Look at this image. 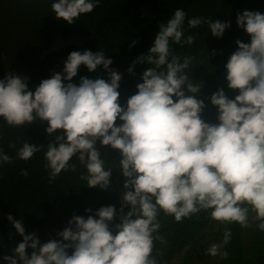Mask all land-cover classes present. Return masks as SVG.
Returning a JSON list of instances; mask_svg holds the SVG:
<instances>
[{
	"label": "clouds",
	"instance_id": "obj_1",
	"mask_svg": "<svg viewBox=\"0 0 264 264\" xmlns=\"http://www.w3.org/2000/svg\"><path fill=\"white\" fill-rule=\"evenodd\" d=\"M98 2L54 0L51 10L71 25ZM185 18V11L176 9L159 24L147 55L133 61V66L146 62L148 67L124 105L118 91L122 76L110 69L112 60L103 50L72 51L63 73L41 80L34 91L26 76L10 72L0 79V118L8 126L41 121L47 123L48 135L59 133L45 152L50 181L62 170L75 171L70 160L76 156L86 169L80 177L85 185L108 190L113 167L105 166L98 143L119 152L124 178L119 213L108 205L87 218L73 215L56 233L59 239L41 244L35 233L25 234L22 219L8 215L22 241L14 255L3 256L6 264H158L153 250L154 242L162 239L155 235L161 212L179 223L205 211L216 222L243 228L256 224L264 230V14L245 10L236 16L237 27L250 42L237 40L224 65L227 87L238 94L229 98L218 88L208 97L216 123L202 118L205 103L197 98L201 84L185 71L193 58H182L170 48V41L181 46L194 42L191 35L182 41ZM202 23L217 38L230 27L229 21L187 20L190 28ZM81 65L89 72L102 66L108 79L84 76L78 85L72 83ZM42 147L24 142L16 158L27 161ZM12 161L0 149V164ZM21 175L27 176V170ZM116 219L119 223L113 224ZM231 235L225 229L222 241L211 244L207 254L227 259L229 253L222 249Z\"/></svg>",
	"mask_w": 264,
	"mask_h": 264
},
{
	"label": "trees",
	"instance_id": "obj_2",
	"mask_svg": "<svg viewBox=\"0 0 264 264\" xmlns=\"http://www.w3.org/2000/svg\"><path fill=\"white\" fill-rule=\"evenodd\" d=\"M54 0H0V79L14 72L28 77V88L34 91L41 80L50 78L53 73H63L64 62L72 51L103 50L106 58L112 60L110 69L119 72L120 103L136 92L141 83L142 73L147 63L133 61L140 55H147L155 34L161 23H166L176 9L186 13L183 25L184 36L195 37L192 44H177L170 41L171 50L180 57L193 58L186 73L189 79L201 84L197 98L204 100L202 118L216 123L217 112L208 97L218 88H223L229 98L238 92L228 89L224 79V65L236 50V41L249 43L250 37L236 25V16L243 11H258L264 14V0H99L98 6L87 14H82L71 25L56 19L51 10ZM201 17L208 20L229 21L230 27L222 37H214L207 24L202 23L190 28L187 20ZM133 41L135 44L133 45ZM215 53V54H213ZM132 67L130 74L128 69ZM108 79L102 66L89 72L83 65L72 83L79 84L80 78ZM68 81H65L67 83ZM120 122L117 121V124ZM46 122L36 121L19 127L8 126L0 118V149L13 157L12 163L0 164V264H6L5 255H14L13 250L22 237L7 220L22 219L25 234L35 233L41 244L49 239H59L57 232L67 226L73 215H93L101 206L113 205L119 213L120 196L124 178L118 168L120 154L108 146L97 145L105 159L106 167L112 168L111 187L101 190L89 188L80 177L86 169L73 156L70 163L75 171L62 170L54 180H49V169L45 167L47 144L54 141L53 133L45 131ZM24 142L37 147L40 151L27 161L16 158L17 150ZM9 144H14L10 148ZM27 170L28 175H21ZM86 208L92 211L86 213ZM129 211L128 207L124 212ZM161 228L155 235L162 237L154 242L153 256L158 264H172L181 255L179 264H192L206 257L207 251L200 249L204 234L214 224L231 231V240L224 245L229 257L219 256L217 264H264V230L255 229L251 235V255L245 252L244 228L233 222L223 224L212 220L208 212L202 211L174 222L173 217L160 213ZM119 223L116 219L113 224ZM32 249H26L30 255ZM71 249L69 250V254Z\"/></svg>",
	"mask_w": 264,
	"mask_h": 264
},
{
	"label": "rangeland",
	"instance_id": "obj_3",
	"mask_svg": "<svg viewBox=\"0 0 264 264\" xmlns=\"http://www.w3.org/2000/svg\"><path fill=\"white\" fill-rule=\"evenodd\" d=\"M223 226H221L220 224H214L212 225V227L204 234V237L201 241V247L200 249H205L207 251V249L210 247L211 244L213 243H219L222 241V230ZM257 225L256 224H252L251 227L248 228H244V233H243V238H245V252L248 255H251L252 253V249H251V235L253 234V232L255 231V229H257ZM181 259V255H178V257H176L173 261L172 264H179V260ZM219 259V256L216 257H212L210 255H207L206 257H204L203 259H198L195 260L192 264H217Z\"/></svg>",
	"mask_w": 264,
	"mask_h": 264
}]
</instances>
